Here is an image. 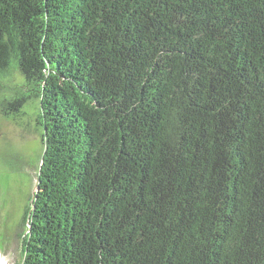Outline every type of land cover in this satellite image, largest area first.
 <instances>
[{
    "label": "trees",
    "instance_id": "1",
    "mask_svg": "<svg viewBox=\"0 0 264 264\" xmlns=\"http://www.w3.org/2000/svg\"><path fill=\"white\" fill-rule=\"evenodd\" d=\"M30 108L20 264H264V0H0Z\"/></svg>",
    "mask_w": 264,
    "mask_h": 264
},
{
    "label": "rangeland",
    "instance_id": "2",
    "mask_svg": "<svg viewBox=\"0 0 264 264\" xmlns=\"http://www.w3.org/2000/svg\"><path fill=\"white\" fill-rule=\"evenodd\" d=\"M33 110L21 115L20 125L0 114V264L21 263L22 220L37 188L39 125ZM23 236V235H22Z\"/></svg>",
    "mask_w": 264,
    "mask_h": 264
}]
</instances>
